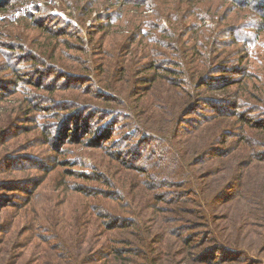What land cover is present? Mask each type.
<instances>
[{
    "label": "trees",
    "instance_id": "obj_1",
    "mask_svg": "<svg viewBox=\"0 0 264 264\" xmlns=\"http://www.w3.org/2000/svg\"><path fill=\"white\" fill-rule=\"evenodd\" d=\"M15 1L20 5L16 4L18 11L26 6L28 11L15 19L19 26L12 24L11 32L0 34V39L6 41L5 49L25 52L31 68L38 71L32 82L22 84L0 57V75H13L0 85V164L8 162L13 165L10 169L18 170L14 157L24 151V144L17 142L24 129L17 131L16 124L49 119L48 113L35 114L37 99L54 104L60 111L67 106L66 116L56 126L60 138L51 146L52 137L45 135L44 146L58 149L82 141L74 138V121L78 117L83 121L82 114L94 110L106 119L105 125L127 130L119 148L121 159L137 146L145 150L136 154V160L119 161L116 157L111 170L95 168L96 179L81 178L101 188L78 189L75 183L68 185L64 180L71 195H76L73 198L84 193L91 219L75 231L63 229L52 239L37 235L34 229L32 240L31 232L25 231L28 260L16 251L24 249L19 240L20 246L14 244L10 250L16 241H11L10 233L13 227L17 231L29 228L32 219L28 224L24 217L18 223L17 218L4 222L0 217V235L5 233L0 238V264H243L247 260L240 240L243 226L246 221H259L256 228L264 224V72L257 70L256 77H248L250 69L233 65L229 59L238 40L235 37L232 45L222 44L220 35H225L222 27H237L238 19L224 15L223 8L231 3L239 4V11L250 21L241 24L240 30H263L264 0H66L69 5L75 3L69 9L76 11L79 19L84 18L81 23L85 26L94 12L100 16L96 19L101 23L96 21L86 28L88 42L72 21L51 13L53 5ZM33 10L46 17L34 14L35 18ZM0 11L8 13L7 9ZM163 21L168 22L167 27ZM21 31L33 36L26 38ZM154 35L159 37L155 40ZM252 37L258 41L262 36ZM70 38L82 48H70L64 42ZM143 38L147 42L140 40ZM132 40L144 47L148 65L133 60L126 71L127 64L119 62V53ZM96 43L110 61L113 59V64L97 65L101 72L97 85L91 80L96 69L90 63L93 54L87 49ZM255 48L258 46L252 48L253 53ZM258 56L264 60V46ZM144 73L150 75L141 78ZM41 75L45 81L40 82ZM51 79L54 82L50 83ZM61 82L64 84L58 86ZM206 90L230 94L223 100L205 98ZM67 91L78 96L67 100V96L58 95ZM86 96L91 98L83 100ZM8 100L18 103L14 111L9 110ZM224 118L235 119V130H230L231 125L219 126ZM48 123L42 122L41 127ZM216 161L219 163L214 168ZM206 165L207 169L198 172ZM145 195L148 200L142 202L141 212L148 210V215L143 219L131 205ZM110 199H121L126 205L120 206L123 210L111 207ZM235 203L239 207L235 208L237 222L233 219L236 231L226 235L218 231L219 223L226 220L218 211L224 204L232 207ZM257 241L256 246L262 244L263 250L264 240Z\"/></svg>",
    "mask_w": 264,
    "mask_h": 264
},
{
    "label": "rangeland",
    "instance_id": "obj_2",
    "mask_svg": "<svg viewBox=\"0 0 264 264\" xmlns=\"http://www.w3.org/2000/svg\"><path fill=\"white\" fill-rule=\"evenodd\" d=\"M33 2V5L38 4V6L40 7L49 6L50 4L51 7L53 5L51 13L63 20L72 21L74 23V26L82 31V37H84V41L87 42L88 38L86 36V28L94 25L96 21L98 23H101V21H98L96 19L100 16H98L97 12H94L92 14V17L86 21L85 26L81 23L84 18L79 19L78 13L72 9H69V7L74 6L75 3L69 5L66 3V0H35ZM17 3L18 2L16 1L13 2V0H0V9L8 10V13L0 11V34L4 35L10 33L12 30V24L14 26H19L20 23H15V19H18L20 17L23 18L25 11H28L26 8L27 6L24 9L18 11V6L20 5H18ZM101 4L102 1H100L98 5ZM231 4L232 5L223 8L224 15L226 16V18L228 16H232V18L234 17L239 21H237L238 23H236V29L227 30L224 27L221 28V32L225 35H220V43L232 45V40L236 37L238 40V44L232 45L233 53L229 61H231L233 65L240 67L241 70H244L246 68L250 69V71L246 72V74H249L248 77L252 75V77H256L255 72L257 70H259L260 72H264V60L261 56H258V53L261 52V47L264 46V29L258 30V32L253 31L252 29L240 30L241 24H247L250 23V21H247L244 14L239 11V4ZM13 9H15L16 11H14L12 14ZM100 13H103V11H101ZM31 14H33L34 17V14H36L37 18L46 17L44 13H37L34 10ZM222 20L223 19L221 17L220 21ZM167 24V21H163L164 27H167ZM49 26L50 25H48V27ZM21 33L25 35L26 38L33 36V33L28 35L24 34L25 31H21ZM258 33L261 34L262 37L257 38L258 41H256L252 36L257 37ZM122 35L126 36L124 33H122ZM157 37H159V35H156V37L154 35L155 40L157 39ZM145 39L146 38L140 40H144V42H147ZM259 39H262V41H259ZM1 40L2 39H0V57L3 58L7 66H11L12 69L10 72L15 73V78H21L20 82H23L22 84L32 82L38 69L34 70L31 68L32 64L28 61V55H25V52H14L12 50L5 49L3 47V44L6 43V41ZM64 42H66L70 48H82V46L76 43L75 39L70 38L68 40H65ZM255 46H258V48H255L256 51L253 53L252 48ZM225 48H223L222 50H225ZM10 49H13V47L10 46ZM87 49L93 54L91 56L92 62L90 63L94 65L96 70L94 71L95 73H93V75L91 76V80L97 85L101 73L98 72L97 65L104 64L106 66L107 64H113V59L112 61H110L109 55L105 53L104 50L101 51L98 44L94 46L87 45ZM143 53L144 47H141L139 43L133 44V40L128 41L125 43V45L121 49V52L119 53V62L121 61L127 64L126 71H128L130 63L133 60L141 61L143 62V64L148 65V60H144L145 57L143 56ZM69 54L77 57L81 56L79 53L70 52ZM94 54L97 57H95ZM114 58L118 60V56ZM161 61L162 60L160 59L159 62ZM227 63V66L231 65L229 64V62ZM254 64L257 66L254 67ZM259 65H261L260 68ZM238 67H236L235 71L238 70ZM103 70H105V67L103 68ZM149 75L150 73H144L141 78H145ZM8 78L12 80L13 75H0V85H4L6 79ZM39 79L40 82H42V80L45 81L43 75H41ZM258 80L262 79L259 78ZM52 82H54V79H51L50 83ZM61 84H64V82L59 83L58 86ZM76 85L79 84H73L72 86ZM24 86H27V84H25ZM127 92L128 91H124V94ZM222 92L223 91L209 92L206 90L203 92V94L205 98H217L220 100L225 99L226 96H229L228 94H230V91H228L227 94L225 91L224 93ZM0 94H2L1 91ZM75 94L76 96H78L77 93H71L69 91L65 93H59L58 95L60 97L62 95H65L68 98L67 100H70ZM158 94H160L159 86ZM46 95L49 98V95L47 93ZM150 96L151 94L146 95V98ZM83 98L91 97L86 96L82 97V99ZM2 102L4 104L5 101ZM8 102L9 110L13 109L12 111H14V109L18 106V103L10 102L9 100ZM33 106L35 109H38V112L35 114L48 113L50 114L49 119H47L46 121L38 119L37 123H32L33 119H27L23 120L26 123L16 124V130L20 128L24 129V133H18V136L21 134L24 135L18 137L17 141L21 142V144H24L22 146V149L24 151L20 155L14 157L18 170L15 171V169H10L13 168V165L10 166L8 162H3L0 164L1 220L7 222L5 220L8 219L12 222L13 218H17L16 223H18L24 217L23 222L26 221L29 224V220L32 219L29 228L25 227L24 229L17 231V229L13 227V231L10 233L12 237L11 241L16 240L13 244L10 245V250L12 249V247H14V244H16V246H20L17 243V240H19L20 244H23L24 249H18L16 251L18 254H23V258H26L27 260L30 257V252L28 251L29 245L26 242L28 241V235H23L25 231L31 232L30 235L32 240L34 237L33 234L35 232L37 233V235H40L44 238L52 239L53 236L55 237L56 235L61 234L63 229L68 230L69 232L75 231L80 225H85L86 221H89V219H91L89 217V211L85 206L86 201L84 193L82 195H79L78 198H73L76 195H71V192H69L67 186L64 184V180H67L66 182L68 183V185L70 184L69 182L75 183L79 187L78 189H85L87 187V189L92 188V190H94L96 188H101V186H98L99 184L91 183L92 181L88 182L81 178L85 177L88 179L92 177L96 179L97 176L93 174L95 168L107 167L111 170L115 168V161H118V159L119 161H122V159L124 161L129 158H133L134 160H136V154H139L140 151L144 149V147H142L141 149L139 146H137L134 151L124 154L121 159V149L119 148L120 146L122 147L123 140L125 139V136H123V134H125L127 130L120 129L119 126H116V128H112V125H105L106 119H102L99 113L94 112V110H91L87 114H82L84 115L83 117H85V119H82L83 121H78L82 117L76 118L74 121V127L72 125L73 133H75L74 138L82 141H78L70 145H61V149H57L54 147L49 148L43 145L44 138H46L45 135H47V137H52L53 144L51 146H54L55 144L53 140H56V138H60V136L58 135V131H56V126L60 122V120L64 119L61 117L66 116L67 112H65V109L67 108V106L64 108V110L60 111L54 104L38 99L37 102L33 104ZM216 114V112L211 113L210 115H208V118H212ZM42 122H49V125L45 126V128L43 129L41 127ZM234 122L235 119L233 120L232 118H224L222 121H220L219 126L223 125L224 127H228L231 125L232 127L230 130H235ZM124 123L126 124L127 121H124ZM19 125L23 127H19ZM93 130L105 131L98 133L99 135H94ZM106 130H109L110 132ZM112 133L113 135H111ZM236 135H238L237 132ZM156 136L158 135L156 134ZM93 141H95L96 143H100V146H95ZM218 163L219 161H216L214 168L218 166ZM212 165L214 166V164ZM208 166L209 165H206L200 168L198 172H203V170H205L204 168L207 169ZM50 170L53 171L50 172ZM67 174H72L73 176L68 177L66 176ZM89 175L90 177H87ZM95 186L97 187L94 188ZM202 187L206 188L207 185H202ZM109 194L112 193L109 192ZM131 198L133 201L134 198ZM114 200L117 202L110 199L108 205L123 210V208L120 206H125L126 203L121 199ZM145 200H148V195L147 198L145 195V199H140L139 202H137L136 200L135 202H133V205H131L133 206V208H136L137 215L140 214L143 219L147 218L148 215V210H146L145 212H141L142 202ZM236 203L232 207H229L228 204H224V206L221 207L220 211H218V214H223V216L226 217V220L219 223V232L226 233V235H228L230 231H236L234 225V222H237V218L235 216V208L238 206H236ZM256 224H259V221H246V224L243 226L245 231L243 237H240V240L242 242L241 246L247 253V260L243 264H264V249H261L262 244L259 247L256 246V244L258 243L257 239H259L261 242L262 240H264V224L261 223L259 228L254 227L256 226ZM31 225L34 228L31 227ZM34 229L36 230L35 232H33ZM1 234L2 235H0V238H3L5 236V233ZM48 245L51 246V244Z\"/></svg>",
    "mask_w": 264,
    "mask_h": 264
}]
</instances>
